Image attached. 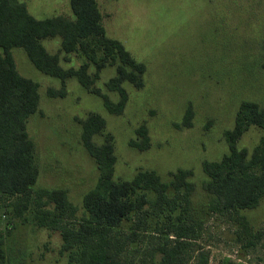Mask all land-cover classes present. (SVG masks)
Wrapping results in <instances>:
<instances>
[{"label":"rangeland","instance_id":"obj_1","mask_svg":"<svg viewBox=\"0 0 264 264\" xmlns=\"http://www.w3.org/2000/svg\"><path fill=\"white\" fill-rule=\"evenodd\" d=\"M18 1L38 20L75 19L69 0ZM95 2L106 36L121 43L145 66L142 87L124 82L126 106L121 114H110L101 99L85 90L75 77L60 80L44 75L23 50H11L18 73L38 85V110L26 123L38 179L32 186L34 194L25 221L14 217L13 199L0 197L5 264H72L69 253L61 251L60 230L51 226L54 204L36 194L64 191L77 213L64 216L57 226L74 228L80 223L83 197L99 178L96 164L81 142V122L89 115L105 121V128L92 141L101 146L110 138L116 159L115 182L131 181L142 170L153 171L169 183L174 174L184 170L192 172L199 186L205 179L202 164L218 161L228 152L224 134L233 128L240 104L264 105V0ZM42 44L50 55L59 57L63 70H78L87 63L89 77L97 75L91 88L118 102V94L106 87L116 76V65L108 62L97 72L95 64L81 53L62 52L60 38L45 39ZM101 55L98 52L97 60ZM50 91L65 95L50 97ZM188 109L192 116L187 126L184 118ZM141 126L147 128L149 138L144 151L131 144L141 141L136 134ZM261 134L251 126L237 147L250 154ZM197 188L193 201L200 210L205 194ZM165 214H147V233L141 232L143 242L137 245L138 252L131 256L129 250L124 258L137 260L143 255L154 243L149 236L169 221ZM200 252L207 253V264H264V199L257 208L238 215L205 216L190 264L198 263Z\"/></svg>","mask_w":264,"mask_h":264},{"label":"trees","instance_id":"obj_2","mask_svg":"<svg viewBox=\"0 0 264 264\" xmlns=\"http://www.w3.org/2000/svg\"><path fill=\"white\" fill-rule=\"evenodd\" d=\"M69 3L74 21L62 17L38 20L29 14L24 3L0 0V197L13 199L12 213L24 221L34 194L32 186L38 179L34 146L26 123L38 110L39 94L37 83L18 73L11 50H23L35 69L44 75L60 80L75 77L85 90L101 99L110 114L115 115L121 114L127 103L122 84L128 82L141 88L145 73V66L121 43L106 36L95 0H69ZM53 38H60L62 52L81 53L95 64L97 72L108 62L116 65V76L106 87L118 94V102H111L99 90L91 88L97 75L89 77L87 63L78 70H63L59 57L50 55L42 44L43 40ZM98 52L102 55L97 60ZM262 66L264 69V62ZM48 95L63 97L65 94L50 91ZM191 116L188 109L185 125L188 126ZM251 126L262 134L249 154L246 149H239L237 143ZM81 128L82 145L94 160L99 178L95 187L83 197L84 217L80 223L74 228L57 226L64 216L77 213L64 191L36 194L38 199L46 198L54 204L51 226L60 230L61 251L69 253L72 264H190L197 231L205 216L238 215L243 210L257 208L264 199V105L240 104L233 128L224 134L228 152L218 161L202 164L205 179L199 186L192 172L184 170L174 174L169 183L163 182L153 171L142 170L131 181L115 182L116 159L110 138L101 146L92 141L93 136L105 128V121L98 115H89L81 122ZM136 134L141 141L132 142V146L146 150L149 147L147 128L139 127ZM197 187L205 194L200 210L193 201L198 194ZM148 213L155 217L167 213L169 221L149 236L154 243L136 260L131 256L138 252L137 245L143 242L141 232L147 233ZM40 222L43 223V219ZM128 251L132 252L131 256L124 258ZM198 258L197 264L208 263L206 252H200ZM5 261L0 241V264Z\"/></svg>","mask_w":264,"mask_h":264}]
</instances>
